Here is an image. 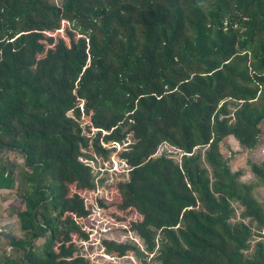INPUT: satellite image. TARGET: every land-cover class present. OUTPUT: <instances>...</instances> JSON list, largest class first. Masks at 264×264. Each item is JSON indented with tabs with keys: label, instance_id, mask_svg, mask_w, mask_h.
<instances>
[{
	"label": "trees",
	"instance_id": "trees-1",
	"mask_svg": "<svg viewBox=\"0 0 264 264\" xmlns=\"http://www.w3.org/2000/svg\"><path fill=\"white\" fill-rule=\"evenodd\" d=\"M263 121L264 0H0V154L23 157L0 164V190L14 188L16 170L23 203V237L7 235L23 256L3 264H86L76 243L89 239L83 194L97 187L81 158L91 145L107 155L102 145L129 133L115 223L133 210L140 218L126 229L162 264H264V241L245 257L252 228L230 222L237 202L264 237L254 194L264 160L250 164L256 182L246 183L220 151L229 135L257 146ZM164 143L180 163L154 157ZM41 236V250L29 247ZM103 244L115 257L142 254Z\"/></svg>",
	"mask_w": 264,
	"mask_h": 264
},
{
	"label": "rangeland",
	"instance_id": "rangeland-1",
	"mask_svg": "<svg viewBox=\"0 0 264 264\" xmlns=\"http://www.w3.org/2000/svg\"><path fill=\"white\" fill-rule=\"evenodd\" d=\"M52 1L61 3V0ZM63 25L67 24L64 23ZM63 32V26L61 29L53 32V35H55V41H57ZM232 107L234 106H231V109ZM70 115L72 116L73 114L70 113ZM79 121L84 125L88 122L86 117L79 119ZM261 126L263 129L260 134V141L254 148H245L241 146L231 135L227 136L220 143L221 154L228 161V166L231 171L241 172L240 180L242 182H256L250 164L264 160V121ZM93 133L96 134L97 130L94 129ZM106 133L107 132H103V135ZM85 135L87 137L92 136L87 132H85ZM134 142L133 135L129 133L125 141L122 143L109 142L103 144V148L108 150L107 155L97 153L92 145L83 152L81 160L92 167V173L97 187L95 191L83 194L88 199V203L92 209V225L86 228L89 233V239L78 240L76 245L80 254L84 257L86 264H142L143 261H146L149 264H162L155 260L156 256L154 254H149L145 251L146 245L139 235L126 229L130 228L128 227V222L140 218L133 210L120 213L123 216L122 220L125 222L123 224L115 223L110 217L111 212L117 211L115 208L116 204L121 201V198L116 194V188L120 183L127 182L130 178V165H128L126 160L122 158V153L128 149L127 146L129 144H133ZM90 143L92 144V141ZM196 151L197 149L195 152ZM3 153L0 154L1 165H4L6 161H9L11 164L15 162L19 166H22L23 157L20 154L6 150ZM162 155L180 163L182 153L178 149L164 143L158 148L154 157L157 158ZM13 176L15 179L14 188L12 190H0V264H3L6 258L19 259L23 256V252L12 246L10 239L7 238V235L23 237V232L19 227L18 219L16 217V214L23 210V203L19 198V192L22 190V185H20L16 170L13 172ZM254 194L259 201H264V187H256ZM103 198L113 200L115 202V205L113 206L114 208H99L96 201ZM232 207L233 214L230 222H243L249 224L254 234L250 241V248L243 252L244 256L247 257L252 253L255 243L258 241H264V237L261 238L256 235V231L254 230L256 225L254 223H251L249 219L242 218L241 214L243 208L239 206L237 202H233ZM45 236H48V234ZM45 236L32 240L29 247L35 245V248L41 250L43 248V240L41 238H45ZM104 240H111L119 244L136 245L142 254L127 255L124 257L112 256L104 247ZM158 247L159 246H157L156 249H158Z\"/></svg>",
	"mask_w": 264,
	"mask_h": 264
}]
</instances>
